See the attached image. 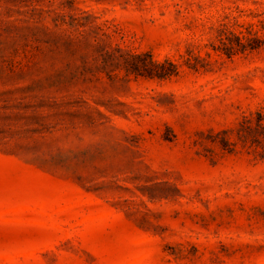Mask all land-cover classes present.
Instances as JSON below:
<instances>
[{"label": "rangeland", "instance_id": "1", "mask_svg": "<svg viewBox=\"0 0 264 264\" xmlns=\"http://www.w3.org/2000/svg\"><path fill=\"white\" fill-rule=\"evenodd\" d=\"M0 264H264V0H0Z\"/></svg>", "mask_w": 264, "mask_h": 264}]
</instances>
